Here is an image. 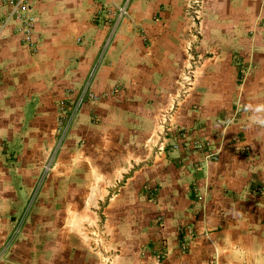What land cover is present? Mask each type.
I'll use <instances>...</instances> for the list:
<instances>
[{
	"label": "rangeland",
	"instance_id": "obj_1",
	"mask_svg": "<svg viewBox=\"0 0 264 264\" xmlns=\"http://www.w3.org/2000/svg\"><path fill=\"white\" fill-rule=\"evenodd\" d=\"M138 13L153 23V38L128 20L124 41L152 46L148 54L153 60L144 59L145 83L129 99L87 98L108 37L80 88H63L72 97L60 96L48 105L44 97L63 92L48 78V88L44 83L42 93L29 97L36 114L28 127L22 118L0 117L2 130L13 128L0 132V192L7 190L20 201L10 218L8 264H61L62 254L70 253L78 240L94 264H113L105 249V222L138 219L133 199L119 197L127 180L154 159L164 169L195 153L203 152L206 160L218 157L217 150L207 152L209 144L191 138L174 119L190 89L201 83L207 93L235 96L252 68L264 71V0H143ZM86 105L87 120H78ZM231 139L230 149L249 151L238 138ZM255 191L260 197L262 186ZM145 200L155 198L148 193ZM187 242L179 240V253L186 252ZM232 251L225 264H239L240 251ZM155 254L157 262L166 257V251Z\"/></svg>",
	"mask_w": 264,
	"mask_h": 264
},
{
	"label": "crops",
	"instance_id": "obj_2",
	"mask_svg": "<svg viewBox=\"0 0 264 264\" xmlns=\"http://www.w3.org/2000/svg\"><path fill=\"white\" fill-rule=\"evenodd\" d=\"M141 1L28 0L24 15L32 18V45L22 41L17 20L0 30V117L22 118L28 127L36 114L31 93H42V85L48 88L50 80L62 91L79 89L108 37L89 85L96 98L89 101L129 99L133 90L139 91L145 83L144 59L153 60L148 54L153 47L128 45L124 40L129 36L125 35L130 31L128 20L153 38V23L138 13ZM7 8L0 0V22ZM158 27L164 31L161 24ZM263 73L261 67L252 68L235 96L207 93L201 83L190 89L174 119L189 130L191 138L207 142L211 146L207 145V152L217 150L218 157L206 160L203 152L195 153L164 169L154 159L127 180L119 197L133 199L136 206L131 208L138 219L105 222V249L113 264H225L233 248L240 251L239 264H264ZM55 95L44 97L48 105L60 96L72 97L65 91ZM88 107L80 110L78 120H87ZM94 108L100 112L98 106ZM12 130L0 128V132ZM233 137L248 146L246 154L227 146ZM260 186L259 197L255 190ZM148 193L154 196L153 203L145 200ZM0 197V264H8L11 258L5 245L13 227L10 218L20 201L7 190ZM181 238L188 241L183 253L176 248ZM80 244L74 241L60 263L94 264ZM159 251H166L161 262L153 258ZM84 256L89 259L83 260Z\"/></svg>",
	"mask_w": 264,
	"mask_h": 264
},
{
	"label": "built area",
	"instance_id": "obj_3",
	"mask_svg": "<svg viewBox=\"0 0 264 264\" xmlns=\"http://www.w3.org/2000/svg\"><path fill=\"white\" fill-rule=\"evenodd\" d=\"M4 2L8 6V8L0 22V30L3 29L4 26L12 19L19 21V31L21 32L22 41L31 46V29L33 22L31 17L24 15L28 6V0H4ZM87 98L89 100H94L96 97L94 96V94L89 93L87 94Z\"/></svg>",
	"mask_w": 264,
	"mask_h": 264
},
{
	"label": "clouds",
	"instance_id": "obj_4",
	"mask_svg": "<svg viewBox=\"0 0 264 264\" xmlns=\"http://www.w3.org/2000/svg\"><path fill=\"white\" fill-rule=\"evenodd\" d=\"M262 123H264V121H261Z\"/></svg>",
	"mask_w": 264,
	"mask_h": 264
}]
</instances>
